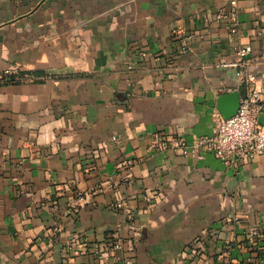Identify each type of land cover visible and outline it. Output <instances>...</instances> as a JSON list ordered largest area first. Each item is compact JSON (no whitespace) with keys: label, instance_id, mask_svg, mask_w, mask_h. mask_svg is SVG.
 I'll use <instances>...</instances> for the list:
<instances>
[{"label":"crops","instance_id":"0c3cea01","mask_svg":"<svg viewBox=\"0 0 264 264\" xmlns=\"http://www.w3.org/2000/svg\"><path fill=\"white\" fill-rule=\"evenodd\" d=\"M236 1L238 33L231 0H0V264H264V153L154 143L264 74V0Z\"/></svg>","mask_w":264,"mask_h":264},{"label":"built area","instance_id":"2783aa9c","mask_svg":"<svg viewBox=\"0 0 264 264\" xmlns=\"http://www.w3.org/2000/svg\"><path fill=\"white\" fill-rule=\"evenodd\" d=\"M231 6L220 9L215 20H225L231 23V30L234 33L239 32L238 13L235 9L236 0H231ZM176 33H178L176 31ZM263 31H257V36L263 37ZM186 45L185 39L182 41ZM252 51V46H240L238 54L241 57L249 54ZM264 56V51H263ZM23 71L21 66L14 65L7 68L3 75H18ZM249 84V90L246 95L240 98V104L237 112L231 117L219 115L215 130L211 135H205L196 139L193 144H187L182 138H175L169 142H163L159 139L155 140V145H159L163 149L176 147L185 155H193L202 158L201 151L214 153L227 165L234 162L251 159L255 155L264 153V125L258 122L260 113H264V74L249 70L246 75ZM132 160H127L126 164L132 165ZM122 204L119 203L118 207Z\"/></svg>","mask_w":264,"mask_h":264},{"label":"water","instance_id":"95a60500","mask_svg":"<svg viewBox=\"0 0 264 264\" xmlns=\"http://www.w3.org/2000/svg\"><path fill=\"white\" fill-rule=\"evenodd\" d=\"M240 104V94L238 92L228 93L221 97L219 101V109L224 117L233 116Z\"/></svg>","mask_w":264,"mask_h":264},{"label":"trees","instance_id":"16d2710c","mask_svg":"<svg viewBox=\"0 0 264 264\" xmlns=\"http://www.w3.org/2000/svg\"><path fill=\"white\" fill-rule=\"evenodd\" d=\"M26 76L24 71H21L20 74L16 75H9V76H5L3 75V78L1 79V81H3V83H17L22 81V79Z\"/></svg>","mask_w":264,"mask_h":264}]
</instances>
